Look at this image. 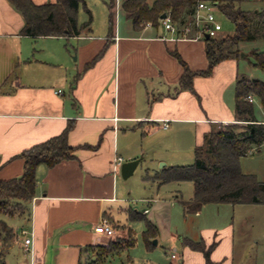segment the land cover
I'll list each match as a JSON object with an SVG mask.
<instances>
[{
    "label": "crops",
    "instance_id": "crops-1",
    "mask_svg": "<svg viewBox=\"0 0 264 264\" xmlns=\"http://www.w3.org/2000/svg\"><path fill=\"white\" fill-rule=\"evenodd\" d=\"M122 2L106 4L105 29L99 33L90 23V29L79 35L34 38L20 34L22 15L8 0H0V179L19 177L24 161L13 157L59 135L69 122L73 128L68 143L75 148L72 159L51 168L38 166L28 219L15 217L13 224L3 218L16 233L5 251L6 264H81L89 246H106L128 231L133 239L130 224L136 221L131 219L135 212L158 225L153 246L166 241L172 233L166 212H160L164 205L159 189L164 184L149 179L156 193L141 199L145 205L139 211L121 166L116 167L117 158L123 159L122 164L140 159V164L145 157V176H153L164 167L185 165L194 159V149L205 134L235 122L234 94L230 101L225 93L238 77L246 76L240 59L220 62L210 75H195L191 88H184V68L175 55L191 72L205 70L204 41L179 39L162 27V18L157 25L147 21L152 26L144 22L136 29L125 17ZM78 23L82 24L79 12ZM29 40L35 45L29 46ZM40 40L55 42L51 54H43ZM263 144L253 147L251 154ZM173 191L176 201L184 199L180 190ZM102 220L115 228V235L95 233ZM25 237L31 238L28 247L23 244ZM188 241L202 242L205 249L214 244L212 264L234 260L231 224L203 229L199 241L183 239L182 264H206L203 253L188 246Z\"/></svg>",
    "mask_w": 264,
    "mask_h": 264
},
{
    "label": "trees",
    "instance_id": "trees-1",
    "mask_svg": "<svg viewBox=\"0 0 264 264\" xmlns=\"http://www.w3.org/2000/svg\"><path fill=\"white\" fill-rule=\"evenodd\" d=\"M218 10L234 25L230 35L222 32L216 37L204 38L208 66L205 70L191 72L182 63L184 72L181 84L191 88V79L195 75L208 76L213 68L222 61L240 59L243 42L264 41V6L254 10L243 9L241 5L250 0H216ZM264 3V0H260ZM24 20L20 34L29 37H69L79 35L81 30L90 29L91 16L85 23H78L80 7H85L84 0H55L36 4L33 0H8ZM196 0H154L147 4L145 0H123L121 8L125 17L136 29L141 24L151 21L157 25L161 14L170 11L177 25L188 21L193 14ZM88 15L90 11L86 10ZM108 34H112V15H110ZM245 58H251L250 65L264 71V51L253 48ZM252 96L259 101L264 110V79L240 76L234 85L235 121L238 123L220 124L204 135L201 145L194 149V159L190 164L173 165L156 171L153 176L146 175L145 180L158 181L159 184L170 182H191L193 196L189 200L181 197L184 212L195 214L207 204H259L264 205V181L253 174L241 171L240 159L253 147L264 142V123L254 114V102L247 99ZM73 128L69 122L57 136L23 150L13 158L24 161L23 172L19 177L0 179V264H6V248L16 237L13 228L2 218L30 217V203L36 195V171L39 165L53 167L59 162L74 158V147L68 143V134ZM132 220H141L145 224L143 239L147 248L153 247L152 240L158 235L157 227L140 213H132ZM126 237L110 239L106 246H89L88 257L81 264H102L112 255H119L133 246L130 231ZM193 249L200 250L206 264H212L210 252L214 244L205 249L202 242L186 243Z\"/></svg>",
    "mask_w": 264,
    "mask_h": 264
},
{
    "label": "rangeland",
    "instance_id": "rangeland-1",
    "mask_svg": "<svg viewBox=\"0 0 264 264\" xmlns=\"http://www.w3.org/2000/svg\"><path fill=\"white\" fill-rule=\"evenodd\" d=\"M84 1L85 7H81L79 10V22L88 21L91 16L93 32L99 33L105 29L106 15L108 16L106 4L110 0ZM113 3H116V0H113ZM262 6H264V3L260 0H250L241 5L243 9L247 10L258 9ZM86 10L90 11V15ZM116 13V17L120 19L122 12L118 10ZM215 16L222 26V34H232L234 31L233 23L219 10L215 12ZM123 19L125 18L123 17ZM42 41L45 40H40L39 44L43 46V54H51L55 42ZM31 43L35 45L33 41L29 40L28 45L30 46ZM240 48L243 54H247L253 48L264 51V41L243 42L240 44ZM251 60V58H240L241 72L251 78L264 79V71L252 67L250 65ZM233 94L234 86L232 85L225 93L226 100L229 98L231 101ZM254 114L258 119L264 120V110L257 100L254 102ZM234 123L242 124V122L237 121ZM139 156L141 157V155ZM192 162L193 158L184 164ZM147 166V160L144 157L133 174L123 180L126 183L127 191L131 189L132 197L135 199L133 203L139 211H142L145 205L141 199L151 197L156 193L153 182L143 179ZM240 167L243 173L253 174L258 180L264 181V144L259 149H255L253 154L242 157ZM157 168H160L159 163ZM175 189L181 191L184 199H189L193 195V185L191 182L184 181L180 184L170 182L160 186L159 197L161 198V204L164 205L161 207L160 212H166L167 218L171 222L170 232L172 236L168 237L166 241H159L157 245L147 248L143 239L145 224L143 221L137 220L130 224L133 230V246L125 249L119 255L110 256L102 264H182V253L186 247L183 239L190 238L193 241H199L203 229H218L227 224H231L233 230L235 257L232 264H264V205L207 204L199 213L187 214L184 212L182 204L173 197V190ZM134 205L132 204V206ZM2 218L15 224L16 218L3 216ZM156 226L158 228V225ZM162 230L165 233V230ZM172 253H175L177 257H171Z\"/></svg>",
    "mask_w": 264,
    "mask_h": 264
},
{
    "label": "built area",
    "instance_id": "built-area-1",
    "mask_svg": "<svg viewBox=\"0 0 264 264\" xmlns=\"http://www.w3.org/2000/svg\"><path fill=\"white\" fill-rule=\"evenodd\" d=\"M216 11H218V2L216 0H196L193 14L182 25H177L173 21L170 11L165 12V17L160 20V23L166 31L175 34L179 39L203 40L206 35L216 37L222 32V26L215 16ZM145 26H152V23L146 22ZM247 99L251 102L254 101L252 96H248ZM252 152L253 149L249 151L250 154ZM122 161L123 159L118 157L116 167H120ZM94 231L97 234L106 236H113L115 234L114 227L107 220H102L97 224L94 227ZM26 233V230L22 231V234L26 235ZM23 244L25 247H28L31 244V238L25 237Z\"/></svg>",
    "mask_w": 264,
    "mask_h": 264
},
{
    "label": "water",
    "instance_id": "water-1",
    "mask_svg": "<svg viewBox=\"0 0 264 264\" xmlns=\"http://www.w3.org/2000/svg\"><path fill=\"white\" fill-rule=\"evenodd\" d=\"M165 17V13H163L160 18H164ZM205 38H209L208 35L205 36ZM244 54L241 53V57H243ZM140 159H135L132 161H128L125 162L121 165V175L123 178H128L129 176H131L135 170V168L137 167V165L139 164ZM153 244H156V240H153Z\"/></svg>",
    "mask_w": 264,
    "mask_h": 264
}]
</instances>
